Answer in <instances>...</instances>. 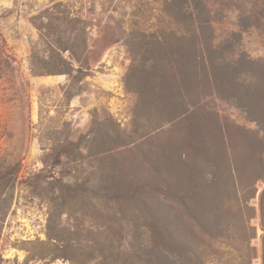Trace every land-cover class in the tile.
<instances>
[{
	"label": "rangeland",
	"instance_id": "1",
	"mask_svg": "<svg viewBox=\"0 0 264 264\" xmlns=\"http://www.w3.org/2000/svg\"><path fill=\"white\" fill-rule=\"evenodd\" d=\"M204 1L231 92L183 110L165 0H0V264H263L264 0Z\"/></svg>",
	"mask_w": 264,
	"mask_h": 264
},
{
	"label": "trees",
	"instance_id": "2",
	"mask_svg": "<svg viewBox=\"0 0 264 264\" xmlns=\"http://www.w3.org/2000/svg\"><path fill=\"white\" fill-rule=\"evenodd\" d=\"M166 11L168 15L172 16L178 24H184L185 22H191L190 27H188L189 36L185 34L176 35V39H179L181 43L176 48V56L173 60L169 61L173 64L172 69V81L174 89L169 88L167 90H162L159 96L162 97L161 102L169 104L170 102L175 104V108L184 110V105L192 104L194 107L202 102L200 83L202 78L209 81L211 84L217 88L219 92L222 90V95L224 92H231L230 88H227L225 79H227L230 72V65L221 64L216 65V63L207 57L206 46L208 44V37H206V29L211 22L210 11L207 8V3L204 0H165ZM172 58V57H171ZM244 64L254 65L261 63L259 60H254L246 57H242L240 60ZM162 78V77H161ZM164 78H162L163 80ZM213 80V81H212ZM166 85V84H165ZM164 85V86H165ZM192 86V87H191ZM198 88H197V87ZM195 90V96L191 94L188 88ZM188 112H181L177 117H167L164 120L170 121L178 117L187 116ZM256 120V119H255ZM198 131H201L198 130ZM192 134L191 131H189ZM189 137V135H188ZM263 168V169H262ZM261 168V172L257 174L256 179L264 177V166ZM5 178V176H3ZM5 182V181H3ZM11 190V186H8V181L3 185V190L0 191V215L3 213V204L8 201L4 189ZM252 195L249 196V198ZM6 201V202H5ZM261 214L262 221L261 225L264 229V191L261 195ZM3 220L0 217V232L2 229ZM264 243V236H263ZM264 246V244H263ZM158 249V248H157ZM264 251V250H263ZM155 252V248H154ZM158 264H187L183 261L187 256V252L182 254L180 258H177L173 251L166 248H161L157 250ZM264 256V255H263ZM264 264V261H263Z\"/></svg>",
	"mask_w": 264,
	"mask_h": 264
},
{
	"label": "built area",
	"instance_id": "3",
	"mask_svg": "<svg viewBox=\"0 0 264 264\" xmlns=\"http://www.w3.org/2000/svg\"><path fill=\"white\" fill-rule=\"evenodd\" d=\"M258 262H260V259H258Z\"/></svg>",
	"mask_w": 264,
	"mask_h": 264
}]
</instances>
